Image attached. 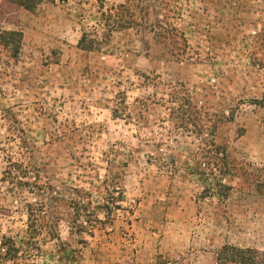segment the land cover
<instances>
[{
  "label": "rangeland",
  "instance_id": "obj_1",
  "mask_svg": "<svg viewBox=\"0 0 264 264\" xmlns=\"http://www.w3.org/2000/svg\"><path fill=\"white\" fill-rule=\"evenodd\" d=\"M2 31L0 264H264V0H0Z\"/></svg>",
  "mask_w": 264,
  "mask_h": 264
},
{
  "label": "trees",
  "instance_id": "obj_2",
  "mask_svg": "<svg viewBox=\"0 0 264 264\" xmlns=\"http://www.w3.org/2000/svg\"><path fill=\"white\" fill-rule=\"evenodd\" d=\"M4 4L15 6L22 8L26 11L32 12L37 9L40 5L44 4H66L69 0H2ZM113 11V10H112ZM105 14V12H104ZM104 19V25L109 29L108 31H115V29H127L130 27L133 21V15L129 10L123 6L120 5L118 9L114 12H109L106 16L103 15ZM21 41V34L19 32L14 31H2L0 32V47L2 49L8 50L12 52L13 55H16L18 53L19 49V43ZM100 41L96 40L94 36H88L86 32H82L81 36L78 40V47L82 50L89 51L92 49H96V47L100 46ZM211 149L208 150V157L207 160H213L216 161L217 157L221 156L222 158L225 157L224 151L221 150L216 145H211ZM207 166H211V168L216 169L217 162H206ZM206 165V164H205ZM223 167H225L224 164ZM8 170H10V167L12 169L18 168L17 165L12 164L9 162L7 166ZM18 171V170H17ZM6 174H9V172H6ZM39 213H41V210H29V213L27 212L28 216V226H27V236H29V239L27 242H25V247L28 250H33V248L36 246L35 242L33 241V235L36 234L35 231V223L39 218ZM6 243H8V246H5ZM3 247H6L4 250V254L2 255L3 258L6 259H14L16 254V251L18 248L15 247V243L11 239H3V244H1ZM4 249V248H3ZM243 253V252H239ZM64 257V256H62ZM240 263H248V258H244L243 256L237 258Z\"/></svg>",
  "mask_w": 264,
  "mask_h": 264
}]
</instances>
